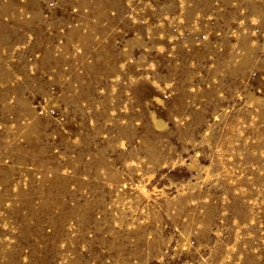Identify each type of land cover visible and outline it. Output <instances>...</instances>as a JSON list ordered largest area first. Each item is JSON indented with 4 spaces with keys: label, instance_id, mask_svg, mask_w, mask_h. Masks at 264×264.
<instances>
[{
    "label": "rangeland",
    "instance_id": "374dc122",
    "mask_svg": "<svg viewBox=\"0 0 264 264\" xmlns=\"http://www.w3.org/2000/svg\"><path fill=\"white\" fill-rule=\"evenodd\" d=\"M0 264H264V0H0Z\"/></svg>",
    "mask_w": 264,
    "mask_h": 264
}]
</instances>
